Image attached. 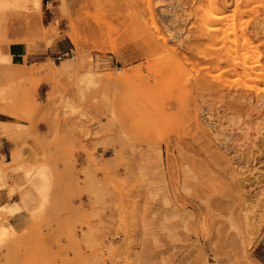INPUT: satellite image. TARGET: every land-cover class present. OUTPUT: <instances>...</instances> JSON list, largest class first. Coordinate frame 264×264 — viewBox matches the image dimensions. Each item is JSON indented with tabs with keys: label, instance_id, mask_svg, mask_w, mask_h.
<instances>
[{
	"label": "rangeland",
	"instance_id": "obj_1",
	"mask_svg": "<svg viewBox=\"0 0 264 264\" xmlns=\"http://www.w3.org/2000/svg\"><path fill=\"white\" fill-rule=\"evenodd\" d=\"M58 1L52 23L41 0L0 19V138L113 151L115 199L78 224L84 249L76 225L49 222L44 191L0 207V264H259L264 0ZM36 8L41 27L9 29ZM19 28L52 50L44 63L10 65ZM20 170L0 164V188Z\"/></svg>",
	"mask_w": 264,
	"mask_h": 264
},
{
	"label": "crops",
	"instance_id": "obj_2",
	"mask_svg": "<svg viewBox=\"0 0 264 264\" xmlns=\"http://www.w3.org/2000/svg\"><path fill=\"white\" fill-rule=\"evenodd\" d=\"M44 7L45 21L52 23L59 19V1L41 0ZM41 17V18H40ZM28 25V30L34 25L42 26V14L37 18L28 16L25 19L14 21L9 29L20 21ZM30 26V27H29ZM8 29V30H9ZM8 48L10 65L24 66L33 63L41 64L50 55L51 49L45 48L42 43L30 46L22 39L26 33L22 29H13L10 33ZM63 42L57 44V53L66 52ZM0 74L9 75L4 64L0 65ZM0 164L11 165L21 169L5 187L0 188V207L7 205L22 207V198L25 196L38 198V192L44 191L47 200L45 216L53 224L76 225V243L84 249L83 233L87 228L79 230V223L93 217L98 210L115 199V190L112 186L115 181L110 176V167H116V158L111 150L102 148H16L9 147L5 139L0 138ZM96 166V170H95ZM31 175L27 177V172ZM40 172L41 178H36ZM116 176V173L114 174ZM12 178V180H11ZM23 212L15 216L22 217ZM109 211L103 220L109 217ZM83 232V233H82ZM121 239L113 238L105 244L120 245ZM109 245L108 247H112ZM254 258L259 264H264V235L254 250ZM106 264H113L110 260Z\"/></svg>",
	"mask_w": 264,
	"mask_h": 264
},
{
	"label": "bare ground",
	"instance_id": "obj_3",
	"mask_svg": "<svg viewBox=\"0 0 264 264\" xmlns=\"http://www.w3.org/2000/svg\"><path fill=\"white\" fill-rule=\"evenodd\" d=\"M22 1H24V0H0V12H3L1 15H0V19H2V18H4L6 15V12L7 11H11V10H17L20 6H21V4H22ZM26 1V0H25ZM207 3V2H206ZM256 4V3H255ZM207 6H209V4H207ZM213 7H214V5H213ZM248 8V7H247ZM212 9V8H211ZM37 10V11H36ZM34 11H35V14L33 15L34 17L33 18H36V17H38V9L36 8V9H34ZM211 11V10H210ZM209 11V12H210ZM5 13V14H4ZM207 13V12H206ZM205 13V14H206ZM215 14V13H214ZM226 14V13H225ZM200 17H202V16H200ZM206 17L208 18V16L206 15ZM228 17V16H227ZM41 18V17H40ZM206 18V19H207ZM210 19V17L207 19V20H209ZM207 20H205V22H206V24H207ZM211 20H209V22H210ZM208 22V23H209ZM213 22V21H212ZM31 24V23H30ZM30 24H28V25H30ZM30 27V26H29ZM256 62V61H255ZM257 63H258V61H257ZM1 234V233H0ZM1 237H2V235H1ZM0 237V238H1Z\"/></svg>",
	"mask_w": 264,
	"mask_h": 264
},
{
	"label": "built area",
	"instance_id": "obj_4",
	"mask_svg": "<svg viewBox=\"0 0 264 264\" xmlns=\"http://www.w3.org/2000/svg\"><path fill=\"white\" fill-rule=\"evenodd\" d=\"M69 55H70V52H66V53H63V54L59 53L56 56V60L61 61L63 58L68 57Z\"/></svg>",
	"mask_w": 264,
	"mask_h": 264
}]
</instances>
